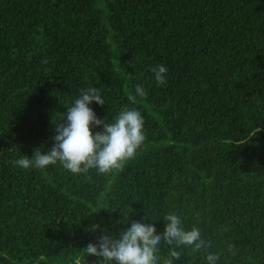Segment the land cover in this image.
<instances>
[{"label": "trees", "instance_id": "16d2710c", "mask_svg": "<svg viewBox=\"0 0 264 264\" xmlns=\"http://www.w3.org/2000/svg\"><path fill=\"white\" fill-rule=\"evenodd\" d=\"M90 87L101 120L144 117L135 158L108 174L15 166L52 148L53 120ZM169 212L218 264H264V0H0V264H99L89 243L133 221L162 233Z\"/></svg>", "mask_w": 264, "mask_h": 264}, {"label": "clouds", "instance_id": "9594fccd", "mask_svg": "<svg viewBox=\"0 0 264 264\" xmlns=\"http://www.w3.org/2000/svg\"><path fill=\"white\" fill-rule=\"evenodd\" d=\"M46 62V61H45ZM157 86L166 85L168 69L157 65L151 69ZM145 88L137 84L135 95L129 100L135 102L137 96L147 98ZM95 102L103 106L105 100L96 87L81 90L79 98L67 108L66 114L57 121L55 141L47 152L37 149L32 157L22 156L13 163L20 169H45L58 162L72 174H88L96 169L99 174H108L119 170L124 164L135 158L137 150L143 145L144 117L135 109L124 107L115 122L108 123L98 118L90 107ZM103 125V131L93 132L94 127ZM165 230L157 233L154 224L133 221L126 231L117 238L105 232L98 243H89L82 249L84 256L101 258L99 264H158L160 246L166 243L169 248V259L164 264H174L181 259L178 248L190 247L193 252L204 251L207 264H218L220 255L211 253V241L202 237L200 228L193 226L186 230L180 215L169 212L164 218ZM100 225H92L91 230H99ZM235 245L229 244L228 251L235 255Z\"/></svg>", "mask_w": 264, "mask_h": 264}]
</instances>
